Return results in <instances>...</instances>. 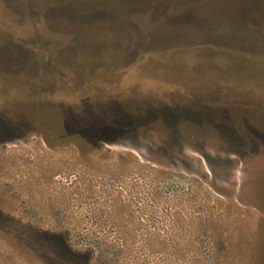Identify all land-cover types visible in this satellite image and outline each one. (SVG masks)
Listing matches in <instances>:
<instances>
[{"label":"rangeland","instance_id":"374dc122","mask_svg":"<svg viewBox=\"0 0 264 264\" xmlns=\"http://www.w3.org/2000/svg\"><path fill=\"white\" fill-rule=\"evenodd\" d=\"M0 212V264H264V0H0Z\"/></svg>","mask_w":264,"mask_h":264},{"label":"crops","instance_id":"0c3cea01","mask_svg":"<svg viewBox=\"0 0 264 264\" xmlns=\"http://www.w3.org/2000/svg\"><path fill=\"white\" fill-rule=\"evenodd\" d=\"M229 20H231L232 22H230ZM239 20V21H238ZM227 21H229L230 23V25L232 24V25H235V27H232L233 29H231V30H233V32H235V31H238L239 30V25H241L242 24V22L240 21V18H235V17H231V18H227ZM228 24V23H227ZM228 24V25H229ZM244 24H247V22H245ZM227 33H229L228 31H227ZM222 37V36H221ZM221 37H217V38H215V39H213L212 37H210L209 36V38L207 39L208 41H215V46H217V47H229V46H231L232 47V45L231 44H229V43H227V39H229V38H221ZM209 43V42H208Z\"/></svg>","mask_w":264,"mask_h":264},{"label":"trees","instance_id":"16d2710c","mask_svg":"<svg viewBox=\"0 0 264 264\" xmlns=\"http://www.w3.org/2000/svg\"><path fill=\"white\" fill-rule=\"evenodd\" d=\"M81 131H82V134L80 135L81 136V138H83V139H85V140H87V141H91V139L90 138H88L87 137V135L84 133L85 132V129L84 128H81ZM64 135V134H63ZM78 137H79V135H78ZM2 138V137H1ZM5 214L3 213V212H0V217H2V216H4ZM9 216V215H8ZM12 220V219H11ZM30 229H32L33 231H41V230H39V229H35V228H30ZM45 238H41V237H39V240H41L42 242H45V240H44ZM58 243V242H57ZM48 246H45L44 245V248L46 249ZM64 248V247H63ZM63 248L59 245L58 246V249L61 251V252H65V249L63 250ZM47 251H46V253L45 254H50V255H53V253L51 252L52 251V249L51 248H47L46 249ZM54 256H55V254H54ZM55 257H57V256H55Z\"/></svg>","mask_w":264,"mask_h":264}]
</instances>
